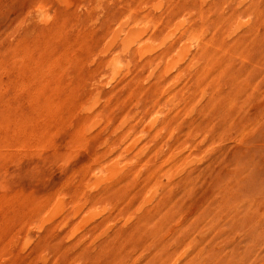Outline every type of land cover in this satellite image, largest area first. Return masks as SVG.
<instances>
[{"label":"rangeland","instance_id":"374dc122","mask_svg":"<svg viewBox=\"0 0 264 264\" xmlns=\"http://www.w3.org/2000/svg\"><path fill=\"white\" fill-rule=\"evenodd\" d=\"M0 264H264V0H0Z\"/></svg>","mask_w":264,"mask_h":264}]
</instances>
